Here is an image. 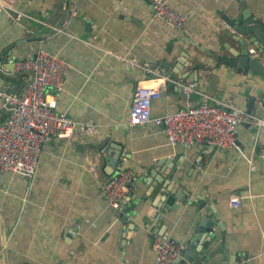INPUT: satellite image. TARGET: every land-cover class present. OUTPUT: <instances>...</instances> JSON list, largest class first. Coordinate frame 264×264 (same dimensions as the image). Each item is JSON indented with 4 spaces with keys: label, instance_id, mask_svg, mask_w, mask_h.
I'll return each instance as SVG.
<instances>
[{
    "label": "crops",
    "instance_id": "crops-1",
    "mask_svg": "<svg viewBox=\"0 0 264 264\" xmlns=\"http://www.w3.org/2000/svg\"><path fill=\"white\" fill-rule=\"evenodd\" d=\"M168 1L187 15L176 34L152 16L150 0H72L74 13L67 10V0H14L16 10L31 16L17 20L14 11L0 10V52L15 40L42 37L14 44L12 55H31L41 45L63 57L70 67L61 89L47 93L48 102L55 111L94 125L91 133L45 140L32 179L0 172V264H151L153 239L169 236L179 250L202 215L216 222L210 237L203 234L195 243L201 255L175 264H221L226 258L231 263L235 257L240 261L234 264H264V125L240 124L235 146L221 149L204 141L170 146L160 125L125 123L140 78L166 74L171 80L151 101L152 117L186 104H228L246 113V101L264 92V75L212 63L210 95L204 84L186 95L182 85L194 78L186 55L195 50L192 45L205 48L212 38L219 0ZM247 3L264 31V0ZM218 38L237 47L226 34ZM256 43L245 48L249 56L256 51L252 57L264 65ZM198 72L199 80L207 71ZM2 77L0 91L28 80L24 72ZM120 168L135 174L124 205L145 200L134 219L146 218V210L154 207L149 196L155 186L168 197L177 191L186 203L157 208L163 219L130 230L131 212L110 208L97 188ZM232 193L242 196L236 208L228 204ZM200 199H207L213 212L204 208L198 214ZM150 226L155 234L147 231Z\"/></svg>",
    "mask_w": 264,
    "mask_h": 264
},
{
    "label": "built area",
    "instance_id": "built-area-1",
    "mask_svg": "<svg viewBox=\"0 0 264 264\" xmlns=\"http://www.w3.org/2000/svg\"><path fill=\"white\" fill-rule=\"evenodd\" d=\"M13 3L14 0H0V10L14 11L16 20L31 18L16 10ZM150 6L152 16L172 33L176 34L185 27L187 15L179 13L168 0H150ZM66 7L74 13L72 0H67ZM67 23L68 20L64 22L65 26ZM32 54L13 63L12 71L27 73V82L19 89L0 91V98L6 105V114L0 119V172L20 175L28 180L35 174L41 144L45 140L70 138L82 132L91 133L94 129L92 124L78 122L64 112L55 111L48 102L47 93L61 89L69 63L41 45ZM252 55L256 56L257 52L253 50ZM167 81L171 80L166 74L136 81L125 121L128 126L147 122L160 125L166 143L170 146L188 148L204 141L217 148L227 149L235 146L240 124L249 122L255 127L264 125V117H254L228 104H186L152 117L150 103L166 89ZM172 82L180 85L179 80ZM182 90L189 95L193 91V84L185 82ZM134 178L132 169L120 168L98 183V191L110 208L121 211L123 199ZM241 198L238 194H230L229 207H238ZM151 248L154 251L151 264H169L178 253V246L169 236L153 239Z\"/></svg>",
    "mask_w": 264,
    "mask_h": 264
},
{
    "label": "water",
    "instance_id": "water-1",
    "mask_svg": "<svg viewBox=\"0 0 264 264\" xmlns=\"http://www.w3.org/2000/svg\"><path fill=\"white\" fill-rule=\"evenodd\" d=\"M220 4H222L225 10L221 11ZM218 5L219 8L216 10L219 14L216 20H213L214 30L212 38H208V41L205 44V48H200L197 45H192V48H195V50L198 51L190 50L192 53L186 55L187 62H189L191 66H194V78L190 80L193 81L194 84L193 91H197L199 89V85L204 84V86L206 87L205 92L208 95H210L211 89L215 88V78L211 74H209L211 72V69L213 68L212 63H214L215 65H220L221 68H235L237 72L241 70L244 74H247V72L249 71L257 73L259 75H264V65L261 64L257 59L252 57V53V56H249L248 50L245 48L247 43L257 45L256 42H258L260 46L259 49L264 55V48L262 49V47L264 46V31L259 23L255 21L251 16L247 0H219ZM227 29H232L235 31V33H231V31L229 32ZM224 34H226L227 37L230 36L234 43L237 44V47L224 44V40L218 38L222 37ZM253 35L257 40H254ZM242 36H244L245 38ZM41 38L42 37L40 36H31L28 38L24 37L20 40H15L14 44H21L25 46L28 42H35L40 40ZM217 41H219L218 47H216ZM14 44H10L0 52V77H8L14 74V72L12 71L13 63L20 59L18 58V56L12 55ZM16 50L18 54L20 48H17ZM225 50L226 52H224ZM198 70L207 71L202 77H200L199 80ZM14 88L15 87L11 88L10 91L15 90ZM19 88L20 87H18L17 89ZM2 90L5 91V89L3 88ZM0 102L2 103L1 110H5V105L1 98ZM245 110L252 115L259 114V116H261L262 112H264V92L261 94V96L258 97V99L256 97H250L245 103ZM154 189L156 190V192H152L149 196V204L154 207H152V209L146 210V212L144 213L147 216L146 218H141V216H138L139 220H137V218L134 219L136 216L137 207L142 205L145 200H141L137 203L136 201L135 203L133 201L132 203L130 202L128 206H125L124 204L127 200H129V198L128 196H126L123 199V212L127 214L128 211L131 212V216L129 218L130 224L128 226L130 230H138L140 227V222L143 223L145 227H148L154 222L156 223L158 222V220L163 219L159 218L160 213L156 211L157 208H160L161 210H166L168 207L170 209H176L179 204L182 206L183 203H186L185 197L182 195L180 196L177 191L172 192V190H169V192H172V194L170 193V197H168L166 196L167 192L164 189H159L157 186H155ZM181 193L185 194L186 191L183 189V192ZM206 200L207 199H200V201L198 202V205L196 207L197 210H200H198V214L202 213L201 210L204 208H207L213 212V208L209 204H206ZM125 218L127 217L123 215V219ZM199 220L200 221H198V224L194 228V232L190 234L187 243L179 248L177 253L178 256L176 258H173L169 264H175L179 261L188 260L189 257L198 258L201 255L195 253L196 251H199L195 243H197V241L200 242L203 234H207L206 237L208 238L210 237L212 227L216 222V219L215 217L208 219L206 216L202 215ZM146 229L148 232L152 231V233L155 234L152 226ZM132 235L135 236V234ZM208 238L206 239L208 240ZM239 261L240 258L235 257L234 261L229 263V260H227L226 258L225 260L223 259V261H221V264H234L235 262Z\"/></svg>",
    "mask_w": 264,
    "mask_h": 264
},
{
    "label": "clouds",
    "instance_id": "clouds-1",
    "mask_svg": "<svg viewBox=\"0 0 264 264\" xmlns=\"http://www.w3.org/2000/svg\"><path fill=\"white\" fill-rule=\"evenodd\" d=\"M2 91H4V90H2ZM5 91H9V90H5ZM4 104H5V103H4ZM5 108H6V106H5ZM5 110H6V109H5ZM5 114H6V113H5ZM5 114H4V115H5ZM4 115H3V116H4ZM3 116H2V117H3ZM2 117H1V118H2ZM1 118H0V119H1Z\"/></svg>",
    "mask_w": 264,
    "mask_h": 264
}]
</instances>
